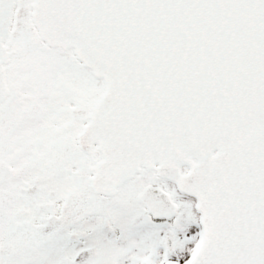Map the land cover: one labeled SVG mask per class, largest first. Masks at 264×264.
Returning a JSON list of instances; mask_svg holds the SVG:
<instances>
[{"label": "snow or ice", "instance_id": "1", "mask_svg": "<svg viewBox=\"0 0 264 264\" xmlns=\"http://www.w3.org/2000/svg\"><path fill=\"white\" fill-rule=\"evenodd\" d=\"M0 264H264V0H0Z\"/></svg>", "mask_w": 264, "mask_h": 264}]
</instances>
